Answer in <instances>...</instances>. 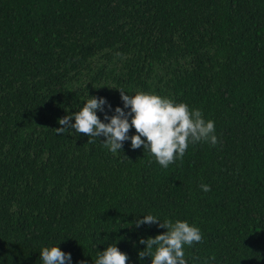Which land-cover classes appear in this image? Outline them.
<instances>
[{
  "label": "trees",
  "instance_id": "trees-1",
  "mask_svg": "<svg viewBox=\"0 0 264 264\" xmlns=\"http://www.w3.org/2000/svg\"><path fill=\"white\" fill-rule=\"evenodd\" d=\"M115 88L199 109L217 143L163 168L56 134L87 92L120 105ZM147 213L200 228L188 264H264V0H0V264L58 243L94 264L116 241L150 264L138 240L166 229L134 227Z\"/></svg>",
  "mask_w": 264,
  "mask_h": 264
},
{
  "label": "clouds",
  "instance_id": "clouds-1",
  "mask_svg": "<svg viewBox=\"0 0 264 264\" xmlns=\"http://www.w3.org/2000/svg\"><path fill=\"white\" fill-rule=\"evenodd\" d=\"M115 89L119 90L120 105L113 107L107 98L90 96L87 92L83 104L58 119L61 127L55 129L56 134L69 132L78 136L83 133L88 136V143L103 138L100 143L113 154L123 153L124 143L130 142L131 150L142 147L144 154L154 157L163 168L182 159L190 144L217 143L215 122L205 119L199 109L152 92L137 90L130 95L122 89ZM132 129L134 133L129 135ZM200 188L204 192L210 191L207 184H201ZM137 216L133 222L137 229L152 224L166 229L154 237L138 240V244L145 246L138 251V260L150 257V264H188L184 249L201 242L199 227L187 220L161 221L151 213ZM58 245L41 247L39 258L43 264H73L72 254L62 251ZM126 262H129V256L119 250L116 241L98 251L94 264ZM76 264H86V261H77Z\"/></svg>",
  "mask_w": 264,
  "mask_h": 264
}]
</instances>
